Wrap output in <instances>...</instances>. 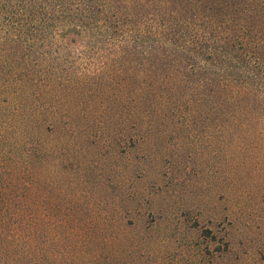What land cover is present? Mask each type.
Listing matches in <instances>:
<instances>
[{"label":"rangeland","instance_id":"rangeland-1","mask_svg":"<svg viewBox=\"0 0 264 264\" xmlns=\"http://www.w3.org/2000/svg\"><path fill=\"white\" fill-rule=\"evenodd\" d=\"M55 42L35 41L41 67L0 57V135L35 150L40 184L36 245L0 264H264V135L205 133L197 115L195 133H139L110 66L77 96L43 56Z\"/></svg>","mask_w":264,"mask_h":264},{"label":"trees","instance_id":"trees-1","mask_svg":"<svg viewBox=\"0 0 264 264\" xmlns=\"http://www.w3.org/2000/svg\"><path fill=\"white\" fill-rule=\"evenodd\" d=\"M38 40L56 41L43 56L66 62L74 94L80 74L104 81L110 66L139 133H195L197 115L205 133L264 135V0H0V57L25 51L24 67H41ZM14 145L0 135V257L37 239V156Z\"/></svg>","mask_w":264,"mask_h":264}]
</instances>
